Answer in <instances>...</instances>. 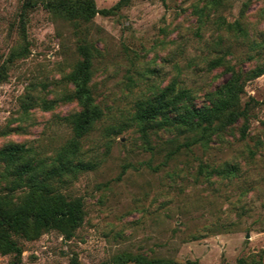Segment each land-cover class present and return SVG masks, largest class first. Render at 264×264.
<instances>
[{
	"label": "rangeland",
	"instance_id": "rangeland-1",
	"mask_svg": "<svg viewBox=\"0 0 264 264\" xmlns=\"http://www.w3.org/2000/svg\"><path fill=\"white\" fill-rule=\"evenodd\" d=\"M45 1L0 0V148L25 144L47 168L80 164L54 184L86 215L71 238H20L19 264H115L124 253L264 264V72L247 78L264 65V0H131L78 25ZM85 43L97 49L90 88L102 115L77 137L84 105L68 76ZM232 69L246 72L245 135L243 119L208 145L187 147L175 129L141 133L139 106L169 84L211 104ZM227 165L231 175L212 173ZM4 170L0 161L2 194L13 178ZM12 259L0 253V264Z\"/></svg>",
	"mask_w": 264,
	"mask_h": 264
},
{
	"label": "trees",
	"instance_id": "trees-1",
	"mask_svg": "<svg viewBox=\"0 0 264 264\" xmlns=\"http://www.w3.org/2000/svg\"><path fill=\"white\" fill-rule=\"evenodd\" d=\"M131 0H119L110 8H98L95 0H46L45 5L55 14L67 20H74L78 25L92 21L97 13L109 15ZM29 5H33L29 3ZM96 48L89 43L79 46L84 58L76 64L68 78L75 85L74 97L80 100L84 108L71 120L77 137H82L90 130L93 122L99 119L102 111L95 103L90 82L92 79V58ZM97 50V49H96ZM16 53L10 56L14 59ZM264 72V65L256 67L247 78H253ZM246 72L232 69L230 77L217 92L211 104H199L195 101L191 88L169 84L138 108L141 119L140 131L147 135L148 130L175 129L186 133L187 147L201 143L208 145L213 134L244 120L242 134H246L249 121L248 102L242 103L245 89ZM6 77L5 68L0 69V82ZM0 161L5 164L4 177L12 175L7 184L9 191L0 193V253L11 254L10 264H19L23 254L20 238L36 239L44 232L56 229L71 238L85 219V205L81 197L69 198L54 184L55 176L76 171L80 164L72 167L58 166L47 168L37 158L31 148L22 143H11L0 148ZM212 173L231 175L232 166L212 168ZM21 192L14 196L16 190ZM134 262L135 264H178L166 257H147L142 254L124 253L116 257L115 264ZM185 264H198L187 261ZM245 264V263H244ZM251 264H262L252 262Z\"/></svg>",
	"mask_w": 264,
	"mask_h": 264
}]
</instances>
